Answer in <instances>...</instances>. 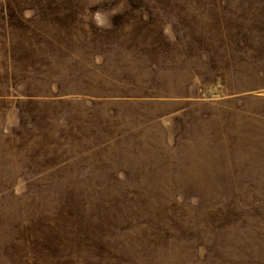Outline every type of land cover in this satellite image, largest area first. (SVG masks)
Here are the masks:
<instances>
[{"label":"rangeland","instance_id":"obj_1","mask_svg":"<svg viewBox=\"0 0 264 264\" xmlns=\"http://www.w3.org/2000/svg\"><path fill=\"white\" fill-rule=\"evenodd\" d=\"M0 264H264V0H0Z\"/></svg>","mask_w":264,"mask_h":264}]
</instances>
